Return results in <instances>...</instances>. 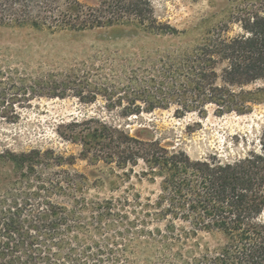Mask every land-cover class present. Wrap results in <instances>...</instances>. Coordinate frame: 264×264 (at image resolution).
Wrapping results in <instances>:
<instances>
[{
    "label": "trees",
    "instance_id": "16d2710c",
    "mask_svg": "<svg viewBox=\"0 0 264 264\" xmlns=\"http://www.w3.org/2000/svg\"><path fill=\"white\" fill-rule=\"evenodd\" d=\"M52 1L0 0V26L82 34L109 25L118 35L131 28L133 37L142 32L174 42L189 33L160 22L149 0H100L88 17L72 0L58 21L42 15ZM158 57L113 101L124 118L171 109L176 118L204 117L209 107L216 116L250 113L264 100V88L249 89L264 82V0H228L226 13L192 45L168 48ZM51 77L1 73L0 124L19 119L20 101L64 98L73 91L87 103L86 73ZM56 132L80 146L78 157L52 149L0 152V264H129L117 246L122 238L105 232L127 221L144 225L138 234L163 239L169 251H202L178 264H264V127L252 139L236 137L234 147L239 139L245 146L240 153L211 151L195 159L141 137L143 130L132 136L100 119H73ZM77 160L115 164L126 180L132 174L146 179L158 185V193L152 199L132 191L87 199V175L71 169ZM151 223L163 229L150 230ZM201 235L214 244L201 248Z\"/></svg>",
    "mask_w": 264,
    "mask_h": 264
},
{
    "label": "rangeland",
    "instance_id": "374dc122",
    "mask_svg": "<svg viewBox=\"0 0 264 264\" xmlns=\"http://www.w3.org/2000/svg\"><path fill=\"white\" fill-rule=\"evenodd\" d=\"M71 1L53 0L51 9L45 8L42 15L58 21L63 14L69 13ZM76 1L82 9L87 10L88 17L90 10L95 9L100 0ZM149 1L160 22L189 32L185 39L174 42L167 37L145 36L142 32L133 37L129 35L131 28L118 35L113 33L115 28L109 25L87 28L82 34L60 28L48 32L29 26H0V74L32 80L49 76L53 79H74L87 74V103L77 98L73 91H69L64 98L37 97L29 102L16 103L19 119L14 123L0 124V152L4 149L15 152L52 149L65 156L78 157L80 146L63 140L56 129L73 119L91 118L125 128L132 136L143 130L141 137L157 138L164 146L182 149L193 159L211 151H218L223 156L242 152L245 147L242 139H239L237 148L233 143L236 137L252 139L264 127V100L254 105L246 115L233 113L216 116L213 108L209 107L204 117L190 113L182 118L174 117L173 109L124 118L122 107L114 105L113 101H117L123 93V86L139 73H145L151 59L157 58L168 48L185 43L192 45L199 34L222 18L228 5V0ZM101 85L108 88L107 94ZM259 87L264 88V82L256 83L249 89ZM93 91H96L95 98L91 95ZM111 92L114 96L110 98ZM71 169L87 175V199H116L126 191L137 193L143 199H152L158 193V185L146 179L140 181L132 174L126 180L123 171L115 164L103 161L90 164L77 160ZM139 170L137 168L135 171ZM130 222H123V225L113 223L105 231L111 238H122L117 246L128 257L129 264H178L202 252L169 251L163 239L153 240L138 234L144 225L133 227ZM155 227L163 229V224L148 225L150 230ZM199 242L201 248L205 244H214L207 235H201ZM189 245L192 247L191 243Z\"/></svg>",
    "mask_w": 264,
    "mask_h": 264
}]
</instances>
